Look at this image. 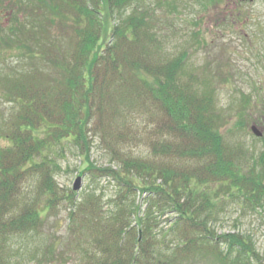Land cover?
I'll return each instance as SVG.
<instances>
[{"label":"trees","instance_id":"trees-1","mask_svg":"<svg viewBox=\"0 0 264 264\" xmlns=\"http://www.w3.org/2000/svg\"><path fill=\"white\" fill-rule=\"evenodd\" d=\"M104 2L110 14H122L133 0ZM102 4L16 0L8 11L9 19L10 13L15 18L4 46L19 54L20 63L3 80L16 112L2 128L8 146L0 147V264H17L11 262L13 241L38 234L42 208L51 203L41 207L38 198L23 193L22 179L39 175L37 190L56 197L54 171L36 159L62 140L85 141L93 116L101 128L104 116L130 118L133 107L154 126L152 157L119 158L120 170H101L118 190L105 219L94 214L90 197L74 202L71 219L81 215L80 228L91 237V248L81 247L84 264H184L204 255L221 264H264L249 239L217 235L209 226L211 213L201 191L219 185L220 192L250 207L263 203L264 147L246 166L227 154L212 94L199 93L196 80L181 77L182 58L164 63L159 52L152 53L148 22L136 9L113 28L114 41L105 51L95 53ZM137 191L150 197L141 216L132 200ZM165 210L175 215L169 231L176 244L161 249L150 240V229L154 213ZM136 228L143 233L140 241Z\"/></svg>","mask_w":264,"mask_h":264},{"label":"rangeland","instance_id":"rangeland-1","mask_svg":"<svg viewBox=\"0 0 264 264\" xmlns=\"http://www.w3.org/2000/svg\"><path fill=\"white\" fill-rule=\"evenodd\" d=\"M15 1L0 2L1 148L8 146L2 128L16 112L14 101L6 99L3 85V80L14 75L20 63L17 58L19 54L4 46L15 18L14 13L13 16L10 13L9 19L8 11ZM132 9H136V14L148 22V35L153 38L148 45L154 49L152 53L159 52L164 63L182 58L181 77L196 80L199 93L212 94L222 120L219 132L227 154L233 155L244 166L256 160L264 147V0H219L217 3L208 0H133L122 14H118L120 10L110 14L103 0L100 16L102 28L95 53H103L107 45L114 41L113 28L121 27V20ZM152 56L156 58L158 55ZM131 111L130 118L114 114L104 116L100 126L103 130L99 128L97 117L93 116L85 141L76 143L69 139L62 140L52 144L48 152H43L45 158L41 156L36 159V162H44V166L48 165L54 171L56 197L50 198L37 190L39 175L22 179L24 182H21L20 188L23 193L30 198H38L41 207L48 205L50 199L51 203L47 209L42 208L39 233L21 236L13 241L11 262L84 264L81 247L91 248V237L86 228H80L81 215L73 214L74 221L71 219L74 202L90 197L95 202L92 207L94 214L105 219L115 207L118 190L114 181L101 170H120L122 165L119 158L143 159L151 156L154 126L135 107ZM251 127L259 130L262 136H254ZM262 171L264 173V166ZM77 178H81V187L75 192L72 189ZM134 180L141 185L139 179ZM156 183L160 184V180ZM201 191L205 194L204 203L211 213L209 226L217 235H243L264 259V202L250 207L242 199L220 192L219 185H209L201 188ZM71 194L75 201L69 199ZM149 198L146 193H135L132 200L139 209V216L144 212ZM196 202L202 203V198L196 199ZM152 218L150 240L161 249L176 244L175 237L169 231L174 213L168 210L155 212ZM134 222L132 217L131 227H135ZM137 228V236L143 238L142 231ZM184 264L221 262L204 255Z\"/></svg>","mask_w":264,"mask_h":264},{"label":"water","instance_id":"water-1","mask_svg":"<svg viewBox=\"0 0 264 264\" xmlns=\"http://www.w3.org/2000/svg\"><path fill=\"white\" fill-rule=\"evenodd\" d=\"M241 2H244V1H248V2H252L253 0H240ZM251 131L253 133L254 136H256L257 138H260L262 136V134L260 133L259 130H257L255 127H251ZM81 187V178H77L76 181L74 182V185H73V191H78ZM140 240V238H139Z\"/></svg>","mask_w":264,"mask_h":264},{"label":"flooded vegetation","instance_id":"flooded-vegetation-1","mask_svg":"<svg viewBox=\"0 0 264 264\" xmlns=\"http://www.w3.org/2000/svg\"><path fill=\"white\" fill-rule=\"evenodd\" d=\"M0 2H2V0H0ZM6 14V13H5ZM1 18V17H0Z\"/></svg>","mask_w":264,"mask_h":264}]
</instances>
